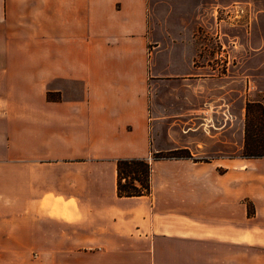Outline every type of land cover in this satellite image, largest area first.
I'll use <instances>...</instances> for the list:
<instances>
[{
  "label": "crops",
  "instance_id": "0c3cea01",
  "mask_svg": "<svg viewBox=\"0 0 264 264\" xmlns=\"http://www.w3.org/2000/svg\"><path fill=\"white\" fill-rule=\"evenodd\" d=\"M182 2L0 0V253L264 264V156L148 159L174 149L158 81L201 79ZM121 158L150 162L149 194L117 195Z\"/></svg>",
  "mask_w": 264,
  "mask_h": 264
},
{
  "label": "rangeland",
  "instance_id": "374dc122",
  "mask_svg": "<svg viewBox=\"0 0 264 264\" xmlns=\"http://www.w3.org/2000/svg\"><path fill=\"white\" fill-rule=\"evenodd\" d=\"M180 12L197 24L195 66L202 67L201 79L198 90L193 80L158 81L159 134L163 142L173 140L174 149L153 153L151 159L263 157L264 0H184ZM165 14L160 8L158 21ZM43 256L51 254L0 253V262L45 264Z\"/></svg>",
  "mask_w": 264,
  "mask_h": 264
},
{
  "label": "trees",
  "instance_id": "16d2710c",
  "mask_svg": "<svg viewBox=\"0 0 264 264\" xmlns=\"http://www.w3.org/2000/svg\"><path fill=\"white\" fill-rule=\"evenodd\" d=\"M165 158L154 155L153 160ZM150 162L144 158H121L116 161V192L119 197L141 196L150 192Z\"/></svg>",
  "mask_w": 264,
  "mask_h": 264
},
{
  "label": "built area",
  "instance_id": "2783aa9c",
  "mask_svg": "<svg viewBox=\"0 0 264 264\" xmlns=\"http://www.w3.org/2000/svg\"><path fill=\"white\" fill-rule=\"evenodd\" d=\"M149 160L151 159V156H150V158H148Z\"/></svg>",
  "mask_w": 264,
  "mask_h": 264
}]
</instances>
